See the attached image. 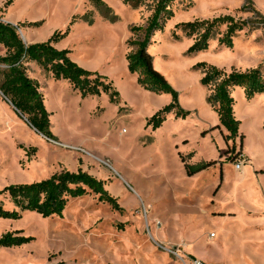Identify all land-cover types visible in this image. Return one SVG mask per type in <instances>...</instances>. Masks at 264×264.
<instances>
[{
    "label": "rangeland",
    "instance_id": "374dc122",
    "mask_svg": "<svg viewBox=\"0 0 264 264\" xmlns=\"http://www.w3.org/2000/svg\"><path fill=\"white\" fill-rule=\"evenodd\" d=\"M6 1L0 0V9ZM103 1L110 11L89 0H13L0 10L13 25L38 22L17 27L25 43L44 42L69 27L57 48L106 76L120 96L117 103L106 93L82 98L67 80L30 64L27 74L39 83L50 112L51 139L35 132L0 94V189L82 169L104 181L119 207L90 193L70 199L61 216L0 218V237L8 231L34 237L19 247H0V264H185L162 246L178 250L185 262L199 259L196 254L212 262L264 264V93L248 100L242 88H232L243 139L242 148L236 138L235 152L227 153V131L212 128L219 124L207 101L212 87L200 83L203 72L195 67L206 62L230 72L259 66L264 75V25L237 32L231 48L218 44L225 29L220 26L206 51L187 54L193 38L175 24L257 17L241 10L245 0H171L173 17L154 33L148 51L189 113L170 111L153 129L147 120L171 96L143 88L128 70L126 54L134 49L127 40L139 38L130 27L146 24L155 0L138 6ZM251 1L264 17V0ZM237 153L245 160L240 171L234 168ZM201 161L214 163L188 176L184 163Z\"/></svg>",
    "mask_w": 264,
    "mask_h": 264
},
{
    "label": "trees",
    "instance_id": "16d2710c",
    "mask_svg": "<svg viewBox=\"0 0 264 264\" xmlns=\"http://www.w3.org/2000/svg\"><path fill=\"white\" fill-rule=\"evenodd\" d=\"M125 4L140 5L145 0H122ZM13 0H7L4 9ZM95 7L110 8L103 0H89ZM171 0H155L153 12L146 24L130 27V32L139 36L138 39H128L129 47L134 46L126 54L127 67L132 73L138 74V83L145 89L155 93H167L171 102L157 110L148 120L147 125L153 129L162 125L165 116L174 111L176 116H186L189 112L183 110L178 102V92L170 85L164 75L153 65V57L148 51L151 38L156 31L162 30L165 22L173 17L170 8ZM242 11L252 12L257 17L254 20L234 19L231 15H220L212 19H195L189 22L175 24V30L190 38L192 44L187 48V54L203 52L208 49L209 40L224 26V32L218 37V44L227 48L233 46V37L237 32L255 24L264 25V17L252 5L251 0H245ZM38 22L21 23L13 25L3 21L0 16V94L19 114L21 118L38 134L46 138H54L50 129V112L47 110L44 97L39 91V83L28 76V64L35 63L44 71L50 73L54 80L65 79L81 97L99 96L106 93L109 101H120L118 91L106 76L90 71L71 60L69 49H58L54 45L69 34L70 28L55 31L48 40L37 43H25L20 37L17 27L35 26ZM173 30L172 36L179 38ZM195 67L201 69L203 76L200 83L212 87L207 101L216 112L219 124L212 128L222 126L227 133L223 135L227 146V153L235 152L236 138H239L242 148L243 134L240 131V121L234 115L235 101L231 94L234 87L243 89L245 97L250 100L257 94L264 93V75L260 67L240 71L232 69L225 72L214 65L199 62ZM264 128V122L262 124ZM233 158L234 161L242 158L240 153ZM183 161V160H182ZM214 161H201L196 164L184 163L188 176L205 170ZM103 180L97 179L87 171L62 170L45 179L27 183L8 184L0 189V218L19 219L24 212H35L42 217L61 216L70 199L82 197L93 193L98 200L107 203L113 209H119L117 200L105 189ZM9 204V207H6ZM33 236L20 235L18 231H8L0 237V247H19L31 242Z\"/></svg>",
    "mask_w": 264,
    "mask_h": 264
},
{
    "label": "built area",
    "instance_id": "2783aa9c",
    "mask_svg": "<svg viewBox=\"0 0 264 264\" xmlns=\"http://www.w3.org/2000/svg\"><path fill=\"white\" fill-rule=\"evenodd\" d=\"M244 163H245V160L244 158H240L238 160L235 161V164H234V168L238 171L242 170L243 167H244ZM165 250H167L168 252L172 253L173 255L181 258L182 261H184L185 264H208V263H205L203 262L202 260H199V259H192L191 261H187L185 262V260L182 258V256L179 254L178 250L176 249H170V248H167V247H163Z\"/></svg>",
    "mask_w": 264,
    "mask_h": 264
},
{
    "label": "crops",
    "instance_id": "0c3cea01",
    "mask_svg": "<svg viewBox=\"0 0 264 264\" xmlns=\"http://www.w3.org/2000/svg\"><path fill=\"white\" fill-rule=\"evenodd\" d=\"M1 19L3 20V21H6L5 19H4V17H1ZM7 22V21H6ZM14 24V23H13ZM29 43H33V40H30V41H28ZM56 48L58 47L56 44L54 45ZM30 64H35V63H29L28 64V66L30 65ZM184 250L187 252V253H189L190 255H194L195 253L194 252H192V251H190V248L188 247V244H184ZM195 256H197V258H199V259H201V260H203L205 263H208V264H226V263H224V262H212V261H207L206 259H204V258H202V257H200V256H198V255H196L195 254ZM227 264H256V263H252V262H230V263H227Z\"/></svg>",
    "mask_w": 264,
    "mask_h": 264
},
{
    "label": "water",
    "instance_id": "95a60500",
    "mask_svg": "<svg viewBox=\"0 0 264 264\" xmlns=\"http://www.w3.org/2000/svg\"><path fill=\"white\" fill-rule=\"evenodd\" d=\"M23 40V39H22ZM24 41V40H23Z\"/></svg>",
    "mask_w": 264,
    "mask_h": 264
}]
</instances>
